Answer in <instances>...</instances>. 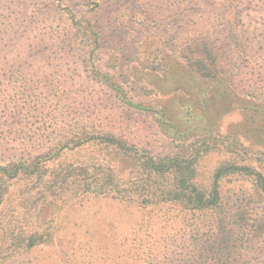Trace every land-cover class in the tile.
<instances>
[{
  "label": "rangeland",
  "instance_id": "obj_1",
  "mask_svg": "<svg viewBox=\"0 0 264 264\" xmlns=\"http://www.w3.org/2000/svg\"><path fill=\"white\" fill-rule=\"evenodd\" d=\"M1 25V167L100 161L110 150L92 138L105 136L154 160L195 158L205 189L222 166L261 167L264 0H0ZM192 43L213 77L189 67ZM28 182L0 207V264H179L193 251L197 216L179 206L143 207L93 185L24 209L38 189ZM218 186L216 221L264 215L251 178ZM23 232L41 237L28 246ZM246 234L241 264H264V234Z\"/></svg>",
  "mask_w": 264,
  "mask_h": 264
},
{
  "label": "trees",
  "instance_id": "obj_2",
  "mask_svg": "<svg viewBox=\"0 0 264 264\" xmlns=\"http://www.w3.org/2000/svg\"><path fill=\"white\" fill-rule=\"evenodd\" d=\"M70 16L74 27L83 24L82 21L76 20L75 15ZM81 29L83 36L88 35L91 26L87 24V28ZM2 32L1 25L0 33ZM191 45L195 47L191 51L194 56L185 57L189 67L202 78L213 77L214 73L208 70L206 63L209 58L203 57L202 46L199 43ZM136 109L142 110L140 107ZM92 142V147H103L110 150L111 155H106L100 161L87 158L53 170L33 165L32 160L0 166V207L10 193L11 186L24 179L38 187L35 192H25L27 198L33 199L34 202H27L26 199L24 209L27 204L39 202L37 199H46V193L56 196L70 186L72 191H84L93 185H96L99 194L143 207L159 203L179 206L197 216L190 236V247L193 251L181 258L179 264H241V248L244 243H251L246 233H252L256 237L264 234V215L250 220L236 214L233 216V222L227 224L222 219L216 221L210 217L222 203L218 185L226 176L238 174L251 178L253 187L264 196V157L260 160V168L238 164L218 168L212 176L210 187L205 189L193 182L195 158L177 156L154 160L147 153L139 154L137 150L127 148L111 137L92 138ZM117 158L121 162L116 161ZM124 161L128 162V166ZM23 235V238L19 236L18 240L20 243L26 241L28 246H34L41 237L36 233L23 232Z\"/></svg>",
  "mask_w": 264,
  "mask_h": 264
}]
</instances>
